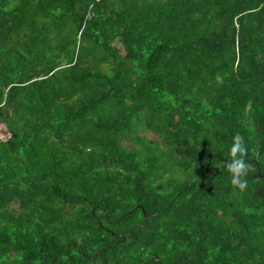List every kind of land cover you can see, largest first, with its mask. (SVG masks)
Masks as SVG:
<instances>
[{"label": "trees", "instance_id": "obj_1", "mask_svg": "<svg viewBox=\"0 0 264 264\" xmlns=\"http://www.w3.org/2000/svg\"><path fill=\"white\" fill-rule=\"evenodd\" d=\"M0 264H264V0H0Z\"/></svg>", "mask_w": 264, "mask_h": 264}, {"label": "clouds", "instance_id": "obj_2", "mask_svg": "<svg viewBox=\"0 0 264 264\" xmlns=\"http://www.w3.org/2000/svg\"><path fill=\"white\" fill-rule=\"evenodd\" d=\"M247 155L248 147L245 139L236 133L229 148V159L223 163L229 173L230 184L241 191L248 187L249 174L256 172L255 165L246 160Z\"/></svg>", "mask_w": 264, "mask_h": 264}, {"label": "rangeland", "instance_id": "obj_3", "mask_svg": "<svg viewBox=\"0 0 264 264\" xmlns=\"http://www.w3.org/2000/svg\"><path fill=\"white\" fill-rule=\"evenodd\" d=\"M116 46L119 47L118 44H116Z\"/></svg>", "mask_w": 264, "mask_h": 264}, {"label": "water", "instance_id": "obj_4", "mask_svg": "<svg viewBox=\"0 0 264 264\" xmlns=\"http://www.w3.org/2000/svg\"><path fill=\"white\" fill-rule=\"evenodd\" d=\"M258 176H260V175L258 174Z\"/></svg>", "mask_w": 264, "mask_h": 264}]
</instances>
